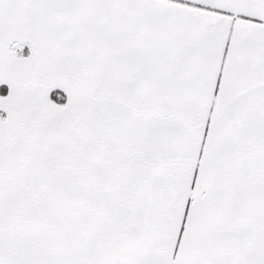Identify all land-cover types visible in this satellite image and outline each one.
<instances>
[{"label":"snow or ice","instance_id":"obj_1","mask_svg":"<svg viewBox=\"0 0 264 264\" xmlns=\"http://www.w3.org/2000/svg\"><path fill=\"white\" fill-rule=\"evenodd\" d=\"M0 86V264H264V0H0Z\"/></svg>","mask_w":264,"mask_h":264},{"label":"crops","instance_id":"obj_2","mask_svg":"<svg viewBox=\"0 0 264 264\" xmlns=\"http://www.w3.org/2000/svg\"><path fill=\"white\" fill-rule=\"evenodd\" d=\"M27 47H25V54H27ZM6 88V86H0V90H4Z\"/></svg>","mask_w":264,"mask_h":264}]
</instances>
